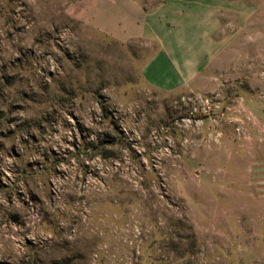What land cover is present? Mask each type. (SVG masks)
Wrapping results in <instances>:
<instances>
[{
  "label": "rangeland",
  "instance_id": "rangeland-1",
  "mask_svg": "<svg viewBox=\"0 0 264 264\" xmlns=\"http://www.w3.org/2000/svg\"><path fill=\"white\" fill-rule=\"evenodd\" d=\"M0 264H264V0H0Z\"/></svg>",
  "mask_w": 264,
  "mask_h": 264
},
{
  "label": "crops",
  "instance_id": "crops-1",
  "mask_svg": "<svg viewBox=\"0 0 264 264\" xmlns=\"http://www.w3.org/2000/svg\"><path fill=\"white\" fill-rule=\"evenodd\" d=\"M112 8L107 11L108 19L103 23L97 22L96 27L99 30H102L107 36L114 38L116 40H127L131 37H139L144 35L147 39H155L156 35L155 29H153V23L151 21H147L148 26L143 23V27L140 29L134 28L136 20L141 15L139 9L130 5L126 8V18L120 14L122 12V8L120 6H111ZM191 11L188 12L190 14ZM146 16V15H145ZM146 18H148L146 16ZM145 20V19H144ZM99 24V25H98ZM185 33L187 32L186 37L181 41H176L174 43H166L163 41L162 44L165 46H182L186 47L185 51H192V47H198L200 44L202 27L199 28L197 23H192L190 19H188L187 24L185 25ZM140 31V32H139ZM197 52V49L193 50ZM143 74L149 84L160 88L161 90H173L181 86L184 81L183 78L180 77V73H177V68L171 57L167 54V51H156L155 54L147 61L144 66Z\"/></svg>",
  "mask_w": 264,
  "mask_h": 264
}]
</instances>
